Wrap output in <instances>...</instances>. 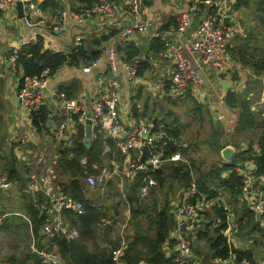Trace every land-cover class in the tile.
<instances>
[{
  "label": "built area",
  "instance_id": "built-area-1",
  "mask_svg": "<svg viewBox=\"0 0 264 264\" xmlns=\"http://www.w3.org/2000/svg\"><path fill=\"white\" fill-rule=\"evenodd\" d=\"M25 3L24 18L29 25L48 24V16L43 14L39 3L36 0H0V10L12 13L17 17L16 2ZM144 0H128L129 10L135 16L132 24L121 31L114 44L103 50L99 57L84 70L89 71L91 68L102 60H106L110 78L107 84V93L103 97H94L92 99H64L60 102L56 112L57 118L61 120V126L68 134L64 137L72 143V138L76 129L71 125V118L78 116V120L84 123L91 116L92 128L98 132H107L114 140L116 149L113 161L108 168L101 172H94V167L87 156L80 159L83 168L85 180L92 189L106 186L113 177L122 179V175L129 176L131 179L138 173L151 168H158L163 159L164 147L173 140L169 131L163 126L156 127L154 124L144 120H134L131 123L124 122L121 115V67L127 72V79L136 83L138 78L139 60L127 61L119 52L118 47L126 43L129 36L135 32L155 38L158 37L164 46L165 51L175 58V62L170 69L169 80L171 82V94L174 97H184L189 94L193 87L204 86L203 77L198 74L197 69L204 64L215 68L224 74L228 69V48L234 37L233 27L225 25L223 18L227 15L233 16L234 6L237 0H192L190 7L182 12L176 19V23H171L165 29L153 31L148 22L137 18L141 4ZM81 15L77 18L82 21L84 15L92 13H102L106 17L116 16L117 6L111 0H97L92 6L86 7ZM56 12L60 15L54 23V29L60 30L63 26L65 11L58 7ZM206 13L204 16L203 14ZM202 16L201 25L192 35L186 37L182 42H176L175 38L185 35L187 29L193 23V16ZM76 41V45H80ZM185 50L190 52L196 60L198 67L192 66L191 61L185 55ZM18 50L13 51L9 61L14 69L18 71L17 65ZM51 69L47 67L40 74L24 77L20 81L18 99L21 108L31 115L33 111L38 110L44 105V90L49 84ZM32 124V119L29 120ZM36 132L32 129H21L19 132V141L17 149L25 146H31V136ZM31 154V152L28 150ZM145 152L148 157L144 159ZM35 157V156H34ZM113 158V157H112ZM171 160L183 159L181 153L176 152L171 155ZM117 160H123V168L120 167ZM252 166V168H250ZM254 162H247L244 166L238 167V174L242 178L241 201L246 202L256 216V221L264 226V174L256 172ZM55 169L48 166L39 176L33 175L28 183V192L45 193L47 199L36 202L35 206L39 208V216L43 217L39 235H35L30 227L32 241L30 246L31 254L38 257L41 264H64V259L56 246L55 238L65 234L68 239L78 236L75 227H71L66 217V210H72L78 214H83L85 204L71 195H66L64 191L56 189ZM13 180L9 178V172L0 171V189L10 190L13 187ZM157 180L152 174L147 175V180L140 187V196L145 197L154 186ZM61 188V187H60ZM201 201H205V206L209 205V196L201 193L197 189L195 182L191 186L183 188L181 195L170 202L174 214V226L170 231L169 238L166 242V254L172 256L173 264H203L192 250L194 242L198 239L202 231L204 220V207ZM9 213H0V225ZM227 236L233 243V246L242 245L244 241L239 240L241 225L237 218L231 213L228 216ZM28 221L29 218L26 217ZM217 221H215L216 223ZM257 223V222H256ZM110 224V223H108ZM112 226V224H110ZM115 224H113V227ZM125 225L121 227L119 234V245L112 249V258L115 264H126L123 261V254L127 247L125 238ZM254 238L244 243H252ZM171 241L173 243H171ZM174 252V255H173ZM172 253V255H171ZM233 257L216 258L221 264H238L233 262ZM0 264H19L10 260H2ZM241 264V263H239ZM264 264V263H263Z\"/></svg>",
  "mask_w": 264,
  "mask_h": 264
},
{
  "label": "trees",
  "instance_id": "trees-1",
  "mask_svg": "<svg viewBox=\"0 0 264 264\" xmlns=\"http://www.w3.org/2000/svg\"><path fill=\"white\" fill-rule=\"evenodd\" d=\"M88 2L87 7H90L96 0H88ZM59 4L57 0H44L40 2V8L44 12L49 7L58 8ZM252 4H255L253 9L257 23L247 27L246 30L248 32L245 36L238 35L233 48L231 46L229 51L240 62L244 65L252 66L255 72L261 75L264 74V0H239L236 7L246 10L247 8H252L250 7ZM59 16L55 12L51 16L52 21L50 20L49 25L54 26ZM171 23H176V18L168 21L162 29L167 28ZM163 48V43L158 37L151 40L150 46L146 51H143V48L134 42L125 43L118 47L119 52L123 53L125 60L130 62L139 60V75H145V72L152 69L153 59L162 55ZM100 53L98 50L88 51L81 46L65 53L46 47L44 39L38 37L36 41L23 45L17 56V65L23 72L22 80L26 76L40 74L47 67H50L51 74H54L57 69L65 64L78 65L84 63L86 66L90 65L99 57ZM65 89L63 88L64 91ZM188 96L201 109V104L191 95ZM252 99L253 97L249 94L243 96L231 90L227 91L225 100L228 106L237 112L240 133L255 131L257 139L251 138L245 148L240 145L239 141L235 142L232 140L231 144L234 143L232 145L236 146L238 150L233 155L231 163H226L221 156V150L225 146L230 145L229 142H223L221 135L214 138L213 142L208 141L211 144V148L217 150L223 160L211 172L203 171L196 163L195 157L190 153H186V150L190 147H185L180 141L181 130L178 125L167 123L164 119L155 118L152 121L157 128L163 125L169 131L173 140L164 147L163 159L167 161L164 165L155 169L150 167L148 170L138 173L133 179L128 178L125 181L131 187V192H127L125 196L130 208V220L132 219L134 222L133 235L129 234L128 236V231L126 233L124 231L127 247L123 254V261L126 264H173L172 256H167L166 254V242L169 238L170 229L174 224V214L171 212L172 208L168 199L160 202L155 198L154 188L148 196L150 199L144 200L140 196V187L147 180L148 174H152L157 180L158 187L162 189L168 186L169 189L174 191L182 186H191L192 182H195L197 189L201 193L207 194L209 199L218 197L220 190L222 193H226L228 201H223L220 198L215 201L209 213L212 218L211 222L203 226L198 239L210 242L213 257L221 256L231 260L234 255V263L261 264L264 252L262 253L258 249L260 246L264 248V226H261L258 221H256L257 223L255 222V213L246 202H242L239 206L236 204L232 208L226 204V202L229 204L237 202L239 204L241 198L242 178L238 174V167L244 166L249 160H252L256 165V172L264 174V108L259 111L253 110ZM146 108L140 113L135 104V117L139 119L145 118ZM50 113L46 105H42L38 110L31 113L33 127L38 133L46 132ZM213 125L215 128L218 127V124L214 122ZM97 136V138L92 140L91 145L87 147L84 142V130L82 128L77 137V148L64 149L62 151V163L58 170L59 178L57 183L66 195H71L85 204L83 214H78L72 210L65 211L70 226L75 227L79 235L73 239H68L65 234L55 238L56 246L63 256L65 264H115L111 251L119 245V239L102 237V241L105 240L104 243H100L96 239L101 218L105 217L106 214L101 204L87 197L89 190L94 191V189L87 184L80 164V159L87 156L94 167V172L98 173L104 169L105 160L109 161L110 159L111 162L114 159L110 155L111 150L114 151L116 149L114 140L111 137L105 138L102 133H98ZM106 145H108L110 150L105 155L103 151ZM255 145H257L258 150H255ZM176 152L183 153L185 160H171V155ZM147 157L148 153L145 152L144 159ZM1 158L5 161V169L9 170V178L14 181L12 188L16 187L22 195V205L25 207L27 215L22 211L18 212L17 215H26L32 222L34 234L38 236L43 217L39 216L40 211L35 206V203L46 200L47 196L45 197L42 192L36 194L28 192V180L20 174L17 160L13 154L2 155ZM12 188L10 190L0 189V198L5 200V198L10 196ZM2 207L3 210H6L4 206L0 205V213H5ZM8 212L16 214L13 209ZM231 212L241 225L240 236L249 235L254 238L251 247L248 249H236L227 236L228 216ZM141 217L147 219L145 225L139 220ZM214 221L217 222L214 223ZM6 225L10 226V223ZM110 230H112L111 227ZM107 233L109 234V232H106L104 236ZM171 243L173 242L171 241ZM197 252L200 253L198 250ZM9 260L13 262L20 261V264H41L40 259L31 254V252L22 260L16 256H11Z\"/></svg>",
  "mask_w": 264,
  "mask_h": 264
},
{
  "label": "crops",
  "instance_id": "crops-1",
  "mask_svg": "<svg viewBox=\"0 0 264 264\" xmlns=\"http://www.w3.org/2000/svg\"><path fill=\"white\" fill-rule=\"evenodd\" d=\"M36 1L40 5V2L44 0ZM57 1L60 3L59 7L65 11L62 22L63 26L60 30L54 29V26L51 25V27L49 23L29 25L24 17L19 18L17 14L15 18L12 13L0 10V171L6 170L9 172L8 169H5V161L1 156L13 154L17 160L20 174L28 180V183L33 175L39 176L48 166H52L55 169L56 179H54L57 182L59 178L58 170L62 163V151L64 149L77 148V137L82 128L84 130V142L86 136V121L81 123L78 120V116L74 115L70 122L76 129L71 139L72 143L69 142L67 137H64L66 131L61 126V120L56 116L60 102L64 99L72 98L90 100L94 97H103L107 93L106 90L110 78V71L108 70L106 60H102L89 71L84 70L86 67L84 63L78 65L65 64L57 69L54 74H50L49 84L44 90V105H46L51 112L50 119L47 122L48 127L46 132L38 133L33 127V123L31 124V121L29 122V120L32 119L31 115L27 114L20 106L17 94L23 72L20 69L14 71L9 61L10 55L15 50H18V52L21 51L23 45L36 41L38 37L44 39L46 47L65 53L71 52V50L79 46L86 48L88 51L98 50L102 52L110 48L114 44L119 33L127 26H130L135 19V16H133L129 10L128 0H111L117 6L116 16L106 17L102 13H92L90 15H84L82 21H80L77 16L81 15L83 11L87 9L88 0ZM191 1L192 0H144L140 6L137 18L148 22L153 31L159 30L162 29L168 21H171L173 18L177 19L182 12L187 10L190 7ZM238 1L239 0H237V2ZM237 2L234 6L233 16L237 18L238 22L242 10L236 7ZM55 12L56 9L49 7L47 10H44L43 14L48 16V21L50 22V20L52 21L51 16ZM256 23L257 20L255 17L249 25L243 21L240 28L236 29V27H233L234 37L229 48L231 46V48H233L235 39L238 35L245 36L248 32L246 30L247 27L256 25ZM188 36L189 35L186 33L185 35L177 36L175 41L182 42ZM78 40L81 43L80 45H76V41ZM151 40H153V38L135 32L132 36L128 37L126 43L129 44L134 42L136 45L143 48V51H146L150 46ZM229 48L228 69L226 72L220 74L216 69L215 72H203L201 76L204 80V86L202 88H191L188 95L194 97L198 102V99H201L202 103H207L209 109L210 99L212 98L213 101L217 102V96L220 94V89L222 88L223 97L220 106L222 113L219 117L235 123L233 127L234 130L230 133L232 134L236 132L235 130H239L238 115L235 109H232L226 103L225 97L227 91L231 90L243 96L245 94L251 95L253 97L252 108L255 111H259L264 108V74L258 75L252 66L244 65L230 53ZM162 51L161 56L159 55V57L153 59L152 69L145 72V75L138 74L136 83L130 82L127 79V72L121 67L122 91L120 112L124 122L131 123L135 119L143 120L135 117L134 114L135 104L140 113L145 109L143 103L141 105L138 101L142 97L134 99L135 101L131 99L133 97L132 95L140 91V89L137 88L141 85H138L139 82L144 83L147 89L156 93V96H165V98L173 100H183L189 97L188 95L184 97H174L171 94L169 75L175 58L172 55L170 56L164 48ZM185 55L196 69V67H198V60L187 50H185ZM158 74H160V76H158ZM17 76H19V78H17ZM153 76L157 77L155 79L156 81L153 80ZM221 80L230 83L231 88L225 90L220 83H217ZM168 84L169 86H167ZM218 87L220 89H218ZM63 88H66L65 91ZM150 123L154 124L153 122ZM21 129H32L36 132V135L33 133L31 136V146H25L19 151L16 147L20 143L19 132ZM68 133L70 132H66V134ZM98 133L100 132H98L97 129L92 128V140L98 137ZM102 134L105 135V138L111 137L107 132H102ZM230 134H228V138L231 136ZM223 135L224 134L221 135V138H223ZM232 140L233 139L223 140V142H229V144H231ZM242 147H247V142L242 143ZM5 148H8V150H5ZM109 150L108 145H106L103 153L106 155ZM255 150H258L257 145H255ZM110 155L114 158L115 150H111ZM113 179L122 181L116 177H113L112 180ZM54 184L56 189L59 187L61 190L58 183ZM98 189L100 188L94 190ZM43 194L46 197L45 193ZM123 194L125 195V193ZM200 203L206 211H208L215 202L213 203L212 198H210L208 206H205V201H201ZM126 204L128 205L127 202ZM240 204L239 202V205ZM125 214H127V212H125ZM124 225L126 226V224ZM122 226L123 225H120L119 228H117L118 235H115V238L119 237ZM167 254H170V251H168ZM203 264H205L204 260Z\"/></svg>",
  "mask_w": 264,
  "mask_h": 264
},
{
  "label": "rangeland",
  "instance_id": "rangeland-1",
  "mask_svg": "<svg viewBox=\"0 0 264 264\" xmlns=\"http://www.w3.org/2000/svg\"><path fill=\"white\" fill-rule=\"evenodd\" d=\"M250 7L252 8H247L245 11L242 10V13L238 19L239 24L236 29L240 28L243 21L246 22L248 25L250 22L252 23L253 19L255 18L254 15L256 16L253 9L255 7V4H252ZM192 66L194 67V65ZM158 76H160V74H158ZM17 78H19V76H17ZM156 78V76H153V80H155ZM138 85H140L139 87H137L140 89V91L135 95H132L133 97L131 99L135 101L134 99L142 97L138 101L141 105L143 103L145 108L147 105L146 117L141 119L149 122H152L155 118L159 120L164 119L172 125H179L181 128L180 141L184 144L185 147H190L186 150V153H190L195 157L196 163L201 167L203 171L211 172L213 168L223 162L217 150L211 148V144H209L208 141L213 142L214 138L219 137L222 134H224L222 140L225 141L228 139H233L235 142L239 141L241 146L242 143L248 142L251 138L257 139V133L255 131H247L244 133H240L239 130H235L236 132L230 134L234 130L233 127L235 123L229 122L226 119L220 117L217 118L216 124H218V127L215 128V126L213 125L214 121L212 122L213 118L209 112L207 103H202L201 99H198L201 103L200 109V107L191 99V97H188L183 100L168 99L165 98V96H156V93H153L151 90L147 89L144 83L139 82ZM228 134L231 135L229 138ZM236 149L238 150L237 147ZM5 150H8V148H5ZM182 156L183 160H185V156L183 153ZM117 162H119L120 167L123 168V160H117ZM166 162L167 161H163L161 165H164ZM248 162L253 161L249 160ZM104 165V168H108L110 166V159L109 161L105 160ZM122 177V181L116 179L109 181L108 185L106 184V186H104V190L102 187L94 191L89 190V192L87 193L88 198L94 200L95 202H98L104 207V211L106 214L105 217L101 218L100 226L98 228V234L96 235V239L100 243L105 242V240L102 241V237L112 239L115 235H118L117 228H119L120 225L124 224L127 225L124 229L125 233L128 231V236L129 234L133 235L134 222L132 221V219L130 220V208L126 204L127 199L126 196L123 194L131 192V187H129V183L125 182L129 177L124 174L122 175ZM183 188L187 187L182 186L180 188H176L173 191L172 189H169L168 186L162 189L159 188L158 185H156L154 186L153 193L155 198L160 202H163L164 200L168 199L170 203L173 199L181 195ZM219 193L220 194L217 195L218 197L212 198L213 203L216 200H219V198L223 201L227 200L226 193H222L221 190ZM146 195L147 196L144 197V200L150 199L148 198L150 192H148ZM21 197V192H19L18 189L14 187L11 190V195L5 198V200L0 198V205L4 206V209H6L3 210L2 207L3 211L8 212L10 209H13L16 212V214L8 212L9 215L4 219L3 223L0 225V258L2 260H9L11 256H16L22 260L26 257L27 254L30 253L29 244H31L32 236L29 232V225L31 227L32 222L28 221L26 218L27 214L25 213V207H23L22 205ZM226 204L230 205L231 208L236 204L237 206H239L237 202L230 204L226 202ZM210 210H204V226H206L208 222H211L212 218L209 214L211 212ZM20 211H22L26 215H17ZM125 212H127V214H125ZM139 220H141L144 225L146 224V218L141 217ZM7 223H10V226H7ZM108 223L112 224V226ZM113 224H115L114 227ZM109 226L112 230H110ZM173 226L171 227L170 231L172 230ZM106 232H109V234L107 233V235L104 236ZM251 239L252 237H250L249 235L239 236V240H242L244 242ZM244 242L242 245L235 246V248L238 250H245L251 247L250 242ZM192 250L201 260H204L205 264H221L216 260V258H218L219 256L213 257V252L210 248V242L207 240L197 239L192 246ZM197 250L200 253H198ZM258 250L263 253V246H260ZM62 259H64L63 256ZM18 262L20 264V261ZM263 263L264 258L261 261V264Z\"/></svg>",
  "mask_w": 264,
  "mask_h": 264
},
{
  "label": "water",
  "instance_id": "water-1",
  "mask_svg": "<svg viewBox=\"0 0 264 264\" xmlns=\"http://www.w3.org/2000/svg\"><path fill=\"white\" fill-rule=\"evenodd\" d=\"M25 3L22 1H17L16 2V10H17V14L19 18H23L25 16L24 8ZM204 16L206 15V13L203 14ZM193 23L192 25L187 29L186 34L187 35H192L196 30L199 29L200 25H201V21H202V16H193ZM223 23L225 25H229L232 27H236L238 26V22H237V18L232 16V15H227L223 18ZM206 71H212L215 72V68H212L206 64H204L203 66H201L200 68L197 69L198 74L203 75V72ZM221 86H223V88L229 89L231 88V84L221 80L220 82ZM218 89H220L218 87ZM222 97H223V90L222 88L220 89V94L217 96V102L213 101V99H210V104H209V109H210V114L213 118L214 123L217 122V118L219 117V115L222 113V110L220 109L221 106V101H222ZM91 116L92 114H90V117L86 120V124H85V142H86V146L89 147L91 145V141H92V123H91ZM237 152V149L235 146L233 145H227L225 146L222 150H221V156L223 158V160L226 163H231L232 162V157L233 155ZM252 168V166L250 167Z\"/></svg>",
  "mask_w": 264,
  "mask_h": 264
}]
</instances>
